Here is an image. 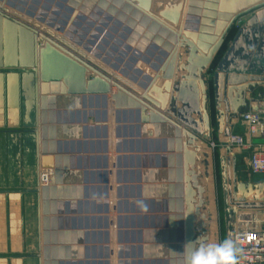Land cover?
I'll use <instances>...</instances> for the list:
<instances>
[{
  "label": "water",
  "instance_id": "obj_1",
  "mask_svg": "<svg viewBox=\"0 0 264 264\" xmlns=\"http://www.w3.org/2000/svg\"><path fill=\"white\" fill-rule=\"evenodd\" d=\"M203 3V0L190 2L188 10L190 14L187 16L184 31L180 33L167 26L165 22L171 26L179 25L184 0H0V19L12 22L20 32L27 33L33 41L34 59L22 64V67L37 73L38 57L40 61L42 153L56 154L55 185L41 186L45 229L49 222L47 216L49 192H55L56 185L61 183V163L62 160H67L55 150L54 143L50 148L47 146L48 132L52 134L54 131V128L45 126L48 122L53 123L45 117L47 103L52 104L54 100L52 96H48L50 94L47 88L62 87L63 90L59 94L72 95L79 102L80 95L83 94H102L105 101L106 95L111 91L112 77L115 79L114 85L118 88L112 95L116 105H119V100H125L128 108L136 110L139 115L138 122L142 124L143 138H146L147 129L152 125L155 138L150 140V143L155 146L156 153H170L168 156L157 154L155 160L157 166L169 160L173 183L169 188L174 190L169 200L149 202L148 187L140 185V172L138 186H128L134 179L132 176L129 177L124 169L136 162L137 168L147 167L148 158L140 154L146 152L147 141L143 140L141 149L131 148L130 153L137 152L138 156L132 155L129 158L124 156L127 159L124 163L123 155L119 153L121 145L118 139L121 131L116 126L114 135L117 156L114 166L118 185L115 207L119 214L116 221L118 229L116 239L119 245L115 264H136L129 262L130 258L135 257V251L130 253L123 246L129 242L128 234L124 232L129 221H132L133 227L137 222L139 244L143 240L148 242L147 235L151 232L145 229L149 226L155 227L156 223L157 227L164 224L170 228L168 232H164L169 235L171 242V259H166L165 264H184L185 256L191 248L209 241L210 236L206 231L207 215L203 212L206 202L205 188L199 182L195 151L199 138L210 140L212 135V118L208 109L209 88L204 75L210 70L227 35L236 23L253 13L239 28L213 74L214 100L221 116L220 123L237 118L238 112L233 105L235 96L242 93L243 99H246L248 92H253L257 87H264V0H207L205 7L208 5L216 9L210 16L215 18L219 11L217 17L222 20L219 34L213 37L209 35L212 30H205L206 28L203 33L196 32V29L201 28L198 26L201 18H196L192 14L194 7L200 8L204 6ZM93 4H98V7L90 16L92 21L86 20L81 13H87L86 6L93 7ZM2 10L11 13L12 16ZM76 11L78 19L69 25V17ZM155 12L158 15H155ZM212 18L204 20L205 23L212 25ZM91 27L94 28L93 31ZM39 29L54 39L47 41L41 48L38 47ZM178 48L185 49L188 56L186 64L178 68H182L185 73L177 76L178 79L174 81L175 71L169 66L172 52ZM181 58L179 57L178 61ZM143 64L147 68H144ZM160 71L165 79L161 86L156 83L157 73ZM87 72L91 73L89 79ZM222 102L225 104V110L222 109ZM178 103L181 104L180 107ZM147 111L148 114H144ZM117 112L116 110V124ZM195 115L198 119L194 117ZM104 121L105 119L102 120ZM160 129L166 131L167 136H162ZM230 135L228 128L226 136ZM104 136L108 137L106 130ZM137 136H140L139 129ZM184 137L187 139L185 142ZM107 166L109 167V164ZM43 168L52 167L44 164ZM225 176V183L228 185L227 168ZM144 182H147V172L144 175ZM151 188L159 189L158 186ZM122 198L124 201H121ZM127 198L131 199L130 205L126 201ZM141 201L148 206V210L150 207L151 212L172 214L169 216L143 214L149 211L141 210ZM127 212L138 213V216L129 218L123 215ZM109 221L108 218V224ZM45 245L43 264H51L48 242L45 241ZM139 249L137 255L141 259L143 257L141 245ZM107 259V264H112L109 246ZM139 264L162 263L160 260L155 262L146 258L143 262L140 260Z\"/></svg>",
  "mask_w": 264,
  "mask_h": 264
},
{
  "label": "crops",
  "instance_id": "obj_2",
  "mask_svg": "<svg viewBox=\"0 0 264 264\" xmlns=\"http://www.w3.org/2000/svg\"><path fill=\"white\" fill-rule=\"evenodd\" d=\"M69 5V4H68ZM98 4L93 7L86 6L87 13H81L86 20L91 19ZM74 13L69 25L77 18ZM207 17H202L201 27L205 26ZM187 19H181L179 25L186 26ZM200 22V21H199ZM85 23V21H83ZM42 31H38V47L41 48ZM41 36V37H40ZM187 51L180 49L172 52L170 68L174 72V81L185 71L180 68L186 64ZM179 57L182 59L179 60ZM33 41L25 32H20L15 24L8 20L0 19V264H43L45 241L48 242L49 261L57 264H107V248H111V262L117 260L118 242L116 239L118 229L116 226L117 202L115 177V111L117 110L121 123L119 127H126L129 133L122 140L131 148H142V142L147 141L146 152L140 154L148 158L147 167L137 168V162L127 166L129 177H133L132 186H138L137 179H141V186H147V200L171 199L174 190L169 188L172 181L169 160L164 164H156L155 156H168L170 153H156L150 140L155 138L154 128L150 125L146 138L142 136V124L138 122L139 115L136 110H130L125 100H119V105L113 101L112 95L117 91L111 84V91L107 96L106 122H98L95 119L102 117L103 108L89 104L97 103L102 94L80 95L81 101L69 94H59L62 87L48 86L49 94L54 98L52 104L46 105L45 117L48 127L54 128L52 134L48 132L46 140L48 148L54 143L55 150L67 160L61 163V183L56 185V191L49 192L48 196V226L45 229L43 219V200L41 186L55 185V156L56 154L42 153V93L40 79V61L37 60V73L32 69H25L22 64L33 61ZM177 59V60H176ZM144 68H147L143 64ZM178 76V77H177ZM91 73L87 72V78ZM115 81L114 78L111 77ZM165 82L163 73H158L156 83L161 86ZM62 84V83H61ZM62 86V85H61ZM264 87L255 88L254 92H248L246 100L242 93L235 96L234 108L239 112L254 109L253 98H264ZM263 92H262V91ZM261 91V92H260ZM51 93H53L51 95ZM57 93V94H56ZM256 96V97H255ZM97 101V102H96ZM249 102V107L247 108ZM82 106L80 107V105ZM181 104L178 103V107ZM222 108L225 110V105ZM216 108V106H215ZM244 108V109H243ZM247 108V109H246ZM246 110V111H245ZM243 112V113H244ZM212 135L211 140L199 138L196 141L197 155L196 170L199 182L205 188V209L207 215V234L210 239L207 243L219 242L221 230L220 201L217 185L215 184V169L217 156L220 158L224 171H229V183H225L224 201L227 208L236 216L240 211L259 210L264 213V182L251 186L249 182H243V189L237 192L239 180L235 172H243L246 176L259 178L262 174H255L247 159L240 149L224 146L226 142V130L231 135L242 133L246 127L241 121L242 115L229 121L220 123V114L216 108V116L211 112ZM144 114H148V111ZM230 114V113H229ZM224 116V115H223ZM94 117V118H93ZM97 117V118H96ZM196 119L198 117L194 116ZM225 117V116H224ZM151 124V123H150ZM107 129L109 142L104 145V129ZM139 129L140 136H137ZM162 136H167L166 131L160 129ZM216 130V131H215ZM246 132V130L244 131ZM165 133V134H164ZM246 137L247 134L245 133ZM168 137H166L167 139ZM186 137L183 138L185 142ZM218 142V149L210 148V142ZM105 149V150H104ZM107 149V150H106ZM107 151V152H106ZM125 156H138L137 152H121ZM52 168L46 170L43 165ZM109 164V167L107 166ZM130 164V162H129ZM43 171V172H42ZM147 172V182L144 175ZM133 173V174H132ZM45 176H49L46 181ZM241 176V175H240ZM131 177V178H132ZM45 181V182H44ZM159 187L154 190L150 187ZM121 201H124L123 198ZM128 205L131 199L127 198ZM143 213L149 216H164L172 213ZM129 218L137 217L138 213L127 212ZM109 218V224L107 219ZM213 223V224H212ZM232 225L230 235L233 237L235 223ZM149 226L147 230V243L137 242V222L133 227L129 221L125 233L129 242L123 244L126 251L134 250L136 255L129 262L138 263L148 260H158L165 264L166 259H171V242L167 233L170 228L162 224L161 227ZM216 227V228H215ZM144 232V228H142ZM161 232V233H155ZM144 236V233H143ZM231 237V238H232ZM135 240V241H134ZM141 251V259L137 255ZM131 257V256H130Z\"/></svg>",
  "mask_w": 264,
  "mask_h": 264
},
{
  "label": "built area",
  "instance_id": "obj_3",
  "mask_svg": "<svg viewBox=\"0 0 264 264\" xmlns=\"http://www.w3.org/2000/svg\"><path fill=\"white\" fill-rule=\"evenodd\" d=\"M254 102L255 108L246 111L242 117V123L248 129L247 138L243 135H232L228 144L242 151L256 147L250 167L253 173L264 174V100ZM212 146L215 144L212 143ZM233 239L242 250L239 264H264V213L259 210L241 212Z\"/></svg>",
  "mask_w": 264,
  "mask_h": 264
},
{
  "label": "rangeland",
  "instance_id": "obj_4",
  "mask_svg": "<svg viewBox=\"0 0 264 264\" xmlns=\"http://www.w3.org/2000/svg\"><path fill=\"white\" fill-rule=\"evenodd\" d=\"M3 12H5L7 15L9 16H12L11 13L9 12H6L4 10H2ZM157 13V12H156ZM158 14V13H157ZM253 15V13L243 17L242 19H240L236 25L233 27V29L229 32V34L227 35V38L225 40V43L223 44L220 52L218 53L213 65L211 66L210 70H208L204 77L206 78L207 82H208V88H209V103H208V109H209V112H210V109H211V112L213 113V115L216 116V108H215V100H214V89H213V74H214V71H215V68L217 66V64L220 62L222 56L224 55V53L226 52V50L228 49L231 41L234 39V37L236 36L239 28ZM14 17V16H13ZM14 18H17V17H14ZM20 20V19H19ZM43 32V31H42ZM44 33V32H43ZM45 34V33H44ZM46 35V34H45ZM48 36V35H46ZM49 37V36H48ZM43 41L41 40L40 41V44H42ZM182 59V58H181ZM258 88V87H257ZM260 89L263 88V87H259ZM255 90V89H254ZM263 90V89H262ZM261 90V91H262ZM260 91V92H261ZM264 91V90H263ZM262 91V92H263ZM254 92V91H253ZM240 97V94L238 95ZM256 97V96H255ZM246 100V99H245ZM255 100H264V98H254L253 101ZM224 102H222V108H224ZM249 107V102H248V105H247V108ZM246 108V109H247ZM244 109V108H243ZM249 109H247L248 111ZM218 111V110H217ZM246 111V110H245ZM244 110H240L238 112V115H244ZM238 117V116H237ZM243 117V116H242ZM241 121H242V118H241ZM246 130V132H244ZM245 130L242 129V133L240 134H235V135H243L246 133L248 135V129L246 128ZM216 131V130H215ZM232 136V135H230ZM230 136H227V139H226V142L223 143L224 146H229L230 144H228V139L230 138ZM245 137V136H244ZM247 138V136L245 137ZM211 140V139H210ZM212 143L215 144V146L213 147L212 146ZM218 142H215V141H211L210 142V148L212 149H218ZM231 147V146H230ZM256 147H250V149L248 150H245L243 152H245L244 156L251 160V157L254 153V150H255ZM241 175V176H240ZM225 171H224V168H223V165H222V162L220 160V158L217 156V161H216V169H215V184L217 185V189H218V194H219V201H220V215H221V230H220V233H219V242H222L225 238L227 237H232L230 235V231L232 230V225L229 224L230 220L234 219V223H235V227H236V224H237V219H238V215L242 212L240 211L239 213H237V215L235 216L233 214V212L231 210H229L227 208V203L224 201V192H225ZM237 177V180H239V182H241L238 186V188L236 189L237 192H241V188L243 189V185L242 184L243 182H249L251 184V186H255V185H258L260 182L263 183L264 182V174H262L259 178H256L254 176L251 175V177H248L246 176V174H244L243 172H239L237 173L236 172V176ZM261 218V216H260ZM259 218V219H260ZM262 221V219L260 220ZM235 230V228H234ZM233 238V237H232ZM218 242V243H219Z\"/></svg>",
  "mask_w": 264,
  "mask_h": 264
},
{
  "label": "bare ground",
  "instance_id": "obj_5",
  "mask_svg": "<svg viewBox=\"0 0 264 264\" xmlns=\"http://www.w3.org/2000/svg\"><path fill=\"white\" fill-rule=\"evenodd\" d=\"M191 1H193V2H197V1H201V0H184V7H183V10H182V14H181V19H187V16H189L188 14H190V12H188V10H189V8H190V2ZM204 1V3H203V5L204 6H202V7H200V8H198V7H194L195 9H194V14H192V15H194V17H199V19L201 18V20H200V22L198 23V26H201V23H202V17L203 16H206L207 18H212L210 15L213 13L212 11H214V10H216V9H214V8H210V6H208V5H206V7H205V3L207 2V0H203ZM213 5V4H212ZM219 10V9H218ZM212 12V13H211ZM217 15H216V17L214 18H212L211 19V23H212V25H210V24H206L205 26H203V27H201V28H198V29H196V32L197 33H203V31H204V28H206L205 30H212V32L209 34V32H207L206 31V33H208L209 35H211L212 37L214 36V35H218L219 34V32H220V26H221V21L222 20H220L219 19V17H217L218 16V14H219V11H218V13H216ZM155 15H158L156 12H155ZM224 16H226L225 14H224ZM72 17H73V15L72 16H70L69 17V21L72 19ZM221 18V17H220ZM78 19V18H77ZM181 19H180V21H181ZM165 24L167 25V26H170V27H173L174 29H175V31H177V32H183L184 31V28H183V26L181 27L180 25H178V26H171L169 23H167V22H165ZM93 27H91V30L93 31ZM182 30V31H181ZM39 32H41L42 30L41 29H39L38 30ZM56 34H60L59 32H55ZM41 37V36H40ZM42 41H43V43H42V45H40L41 47H43L44 45H45V43L47 42V41H52V40H54L53 38H51V37H48V36H46L44 33H42V39H41ZM209 44H211V42H209ZM180 49H183V48H178V49H176L177 50V52H179V50ZM176 52V51H175ZM174 52V53H175ZM106 68H108L107 66H106ZM109 69V68H108ZM159 73V72H158ZM157 73V74H158ZM140 77V76H139ZM114 80H112L111 79V84L113 85V86H115L114 85ZM115 88L118 90V88L115 86ZM117 92V91H116ZM140 97V96H139ZM104 95H103V97L97 102V103H91V104H89V106L92 108V109H94V106H97V107H99V108H103V112H102V117L100 118L99 116H98V118H97V120H98V122H102V120L103 119H105V121L104 122H106L107 121V119L105 118L106 117V115H107V113L109 114V110H107V99L104 101ZM113 99V98H112ZM114 101V100H113ZM151 106V105H150ZM153 107V106H152ZM156 110H159V109H157L156 108ZM162 114H165V112L164 111H161V110H159ZM117 117H118V123L116 124V121H115V124L119 127V124L121 123V121H120V117H119V114L117 113ZM115 118H116V111H115ZM116 127V126H115ZM105 130H106V132H107V129L105 128L104 129V135H105ZM119 130L121 131V136L119 137V139H118V142H119V144L121 145V149H120V152L119 153H121V152H131V147H128V146H126V143L125 142H123V138L125 137V136H127V134L129 133V129L128 128H126V127H119ZM108 134V133H107ZM109 136V135H108ZM115 139H116V137H115ZM104 145H105V148H106V146H108V144H109V142L107 141V138H104ZM115 142H116V140H115ZM115 142H114V144H115ZM137 149V148H136ZM122 150V151H121ZM115 151H116V149H115ZM107 152V151H106ZM117 153V152H116ZM131 157V156H129V154L128 155H125V157ZM122 159H123V162L124 163H126L127 162V159H125L124 158V156H122ZM129 161V160H128ZM122 162V161H121ZM130 162V161H129ZM129 162H128V165H129ZM45 169V168H44ZM51 169V168H50ZM46 170H49V169H46ZM43 172V171H42ZM53 175H54V172H53ZM128 175H130V174H128ZM48 178H50L49 176H45V181L48 179ZM44 181V182H45ZM118 213V212H117ZM259 216V215H258ZM261 216V215H260ZM213 224V223H212ZM216 228V227H215ZM140 262V261H139ZM139 262L138 263H136V264H139Z\"/></svg>",
  "mask_w": 264,
  "mask_h": 264
},
{
  "label": "clouds",
  "instance_id": "obj_6",
  "mask_svg": "<svg viewBox=\"0 0 264 264\" xmlns=\"http://www.w3.org/2000/svg\"><path fill=\"white\" fill-rule=\"evenodd\" d=\"M140 207L142 211H148L143 201ZM241 252L237 242L229 236L219 243H200L191 248L185 256L184 264H239Z\"/></svg>",
  "mask_w": 264,
  "mask_h": 264
}]
</instances>
